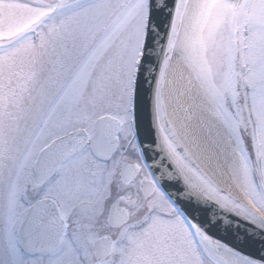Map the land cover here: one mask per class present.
Masks as SVG:
<instances>
[{
	"label": "snow or ice",
	"instance_id": "6c2138e0",
	"mask_svg": "<svg viewBox=\"0 0 264 264\" xmlns=\"http://www.w3.org/2000/svg\"><path fill=\"white\" fill-rule=\"evenodd\" d=\"M0 264H264V0H0Z\"/></svg>",
	"mask_w": 264,
	"mask_h": 264
}]
</instances>
